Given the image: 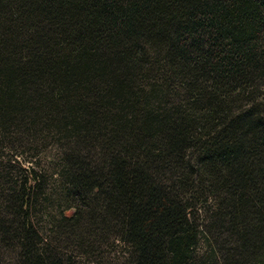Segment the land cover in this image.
Segmentation results:
<instances>
[{
    "label": "trees",
    "instance_id": "trees-1",
    "mask_svg": "<svg viewBox=\"0 0 264 264\" xmlns=\"http://www.w3.org/2000/svg\"><path fill=\"white\" fill-rule=\"evenodd\" d=\"M0 264H264V0H0Z\"/></svg>",
    "mask_w": 264,
    "mask_h": 264
},
{
    "label": "rangeland",
    "instance_id": "rangeland-1",
    "mask_svg": "<svg viewBox=\"0 0 264 264\" xmlns=\"http://www.w3.org/2000/svg\"><path fill=\"white\" fill-rule=\"evenodd\" d=\"M22 154V158H24L25 160H19L21 161L20 163H22L20 166H26L29 164V160L28 158H30L31 154L28 153H21ZM57 151L56 148L53 147L51 144L46 145L44 148L42 147V153L40 154H36L32 157V160L35 162L34 165H36L35 167L38 168L40 171L45 170L46 175L51 174L53 169L56 168V162H57ZM19 159V157H18ZM57 186V183H55ZM52 187V185H50V188ZM54 195H51V199H54ZM60 209L56 208V210ZM56 214V212H54ZM71 211H67V214H70ZM205 243H203V241H200L197 247L198 253L201 254L204 249H205ZM124 247L117 245V246H112V245H105L102 246L101 248V252L103 254V256L105 257L106 260H111V261H116L118 258H120L122 256V254L124 253ZM82 261L86 262V259L83 258Z\"/></svg>",
    "mask_w": 264,
    "mask_h": 264
}]
</instances>
